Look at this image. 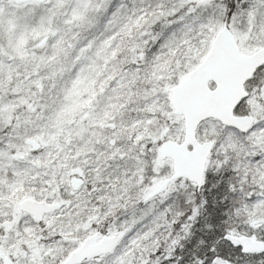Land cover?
<instances>
[{
  "label": "snow or ice",
  "instance_id": "1",
  "mask_svg": "<svg viewBox=\"0 0 264 264\" xmlns=\"http://www.w3.org/2000/svg\"><path fill=\"white\" fill-rule=\"evenodd\" d=\"M0 264H264V0H0Z\"/></svg>",
  "mask_w": 264,
  "mask_h": 264
}]
</instances>
